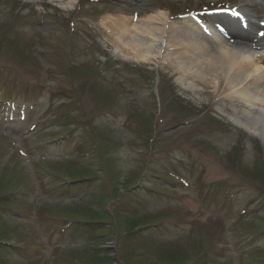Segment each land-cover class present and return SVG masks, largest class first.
I'll return each mask as SVG.
<instances>
[{
	"label": "rangeland",
	"instance_id": "obj_1",
	"mask_svg": "<svg viewBox=\"0 0 264 264\" xmlns=\"http://www.w3.org/2000/svg\"><path fill=\"white\" fill-rule=\"evenodd\" d=\"M244 1L0 0V264H264V142L90 22L153 5L264 32Z\"/></svg>",
	"mask_w": 264,
	"mask_h": 264
},
{
	"label": "bare ground",
	"instance_id": "obj_2",
	"mask_svg": "<svg viewBox=\"0 0 264 264\" xmlns=\"http://www.w3.org/2000/svg\"><path fill=\"white\" fill-rule=\"evenodd\" d=\"M33 1L56 2L63 9H70L75 3V0ZM263 2L245 0L243 7L256 8L257 14ZM201 20L211 25L219 23L223 39L207 38L209 30L198 29L199 20L170 19L167 9L153 5L136 13L130 9L107 13L90 22L114 43L115 57L153 67L166 66L184 88L196 90L201 86L200 90L212 99H227L233 109L228 115L231 122L264 142V52L254 54L244 49L261 50L264 36L254 34L251 29L255 23L241 14H219L215 19L204 16ZM227 41L234 43L227 45Z\"/></svg>",
	"mask_w": 264,
	"mask_h": 264
},
{
	"label": "snow or ice",
	"instance_id": "obj_3",
	"mask_svg": "<svg viewBox=\"0 0 264 264\" xmlns=\"http://www.w3.org/2000/svg\"><path fill=\"white\" fill-rule=\"evenodd\" d=\"M233 14H234V15H237V16H239V15H240V13H239V12H234ZM260 35H261V36H264V32H261V33H260Z\"/></svg>",
	"mask_w": 264,
	"mask_h": 264
}]
</instances>
